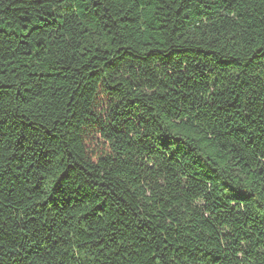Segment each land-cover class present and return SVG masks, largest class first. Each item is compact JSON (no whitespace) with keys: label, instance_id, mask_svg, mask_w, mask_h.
Masks as SVG:
<instances>
[{"label":"trees","instance_id":"obj_1","mask_svg":"<svg viewBox=\"0 0 264 264\" xmlns=\"http://www.w3.org/2000/svg\"><path fill=\"white\" fill-rule=\"evenodd\" d=\"M0 264H264V0H0Z\"/></svg>","mask_w":264,"mask_h":264},{"label":"snow or ice","instance_id":"obj_2","mask_svg":"<svg viewBox=\"0 0 264 264\" xmlns=\"http://www.w3.org/2000/svg\"><path fill=\"white\" fill-rule=\"evenodd\" d=\"M241 198H243L242 195L239 194V193H237V194H236V199H241Z\"/></svg>","mask_w":264,"mask_h":264}]
</instances>
